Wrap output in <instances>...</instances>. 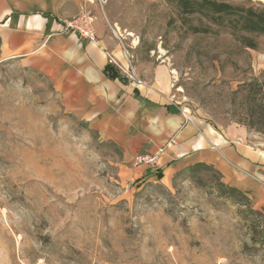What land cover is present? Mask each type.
I'll return each instance as SVG.
<instances>
[{"label":"rangeland","instance_id":"374dc122","mask_svg":"<svg viewBox=\"0 0 264 264\" xmlns=\"http://www.w3.org/2000/svg\"><path fill=\"white\" fill-rule=\"evenodd\" d=\"M94 5L126 50L121 64L164 60L173 102L219 130L244 128L242 141L264 149L245 98L250 85L264 89V34L243 47L227 27L166 0ZM119 155L64 109L44 75L0 55V264H264L262 219L215 169L125 184Z\"/></svg>","mask_w":264,"mask_h":264},{"label":"crops","instance_id":"0c3cea01","mask_svg":"<svg viewBox=\"0 0 264 264\" xmlns=\"http://www.w3.org/2000/svg\"><path fill=\"white\" fill-rule=\"evenodd\" d=\"M84 6L96 16L95 41L62 29L63 20ZM106 12L84 0H0V55L44 75L69 114L119 148L121 183H169L185 170L213 168L224 185L247 199L264 228V149L242 141L244 128L219 130L190 108L186 122L184 107L171 99L173 69L164 60L135 66L152 90L127 82L111 61L121 64L129 57L116 32H107ZM107 65L120 76L110 77ZM158 148L163 152L155 168L134 165L135 155Z\"/></svg>","mask_w":264,"mask_h":264},{"label":"trees","instance_id":"16d2710c","mask_svg":"<svg viewBox=\"0 0 264 264\" xmlns=\"http://www.w3.org/2000/svg\"><path fill=\"white\" fill-rule=\"evenodd\" d=\"M173 3L181 16H198L206 23L220 27H227L232 36L247 48L255 49L256 40L248 34H264V6L256 8L244 3H235L225 0H166ZM193 33H208L207 26H191ZM110 77H119L113 66L105 68ZM247 106L246 115L249 120L257 119L264 125V89L262 86H249L245 90ZM252 126V122L248 123ZM234 191L232 188H228Z\"/></svg>","mask_w":264,"mask_h":264},{"label":"built area","instance_id":"2783aa9c","mask_svg":"<svg viewBox=\"0 0 264 264\" xmlns=\"http://www.w3.org/2000/svg\"><path fill=\"white\" fill-rule=\"evenodd\" d=\"M84 3L94 4V0H84ZM95 21V14L92 13L91 9L84 6L78 15L71 19L63 20L62 29L63 31L76 33L82 39L95 41ZM111 61H113L112 63L127 82L133 84L135 87L144 88L146 91L153 89V85L151 83L139 77L135 67L132 64L127 62L124 66L123 64L117 63L114 60ZM187 110L188 109L185 107L181 109V114L186 122L190 121V113L187 112ZM162 152L163 149L158 148L154 153H139L134 156L133 163L134 165H141L151 169L155 168Z\"/></svg>","mask_w":264,"mask_h":264},{"label":"bare ground","instance_id":"6f19581e","mask_svg":"<svg viewBox=\"0 0 264 264\" xmlns=\"http://www.w3.org/2000/svg\"><path fill=\"white\" fill-rule=\"evenodd\" d=\"M126 64V63H125Z\"/></svg>","mask_w":264,"mask_h":264}]
</instances>
